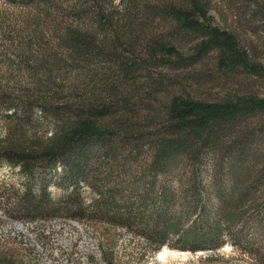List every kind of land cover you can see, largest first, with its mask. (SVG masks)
<instances>
[{"label":"trees","instance_id":"obj_1","mask_svg":"<svg viewBox=\"0 0 264 264\" xmlns=\"http://www.w3.org/2000/svg\"><path fill=\"white\" fill-rule=\"evenodd\" d=\"M0 2L31 29L0 24L13 219L110 225L152 251L264 243V0Z\"/></svg>","mask_w":264,"mask_h":264},{"label":"rangeland","instance_id":"obj_2","mask_svg":"<svg viewBox=\"0 0 264 264\" xmlns=\"http://www.w3.org/2000/svg\"><path fill=\"white\" fill-rule=\"evenodd\" d=\"M1 27L10 38L23 35L20 28L26 27L20 20L26 19L23 11L6 7L0 2ZM214 23L221 29L228 27L227 22L212 13ZM18 20V21H17ZM10 21L9 25L6 22ZM3 23V24H2ZM30 29V27H26ZM31 30V29H30ZM3 32L0 30V33ZM25 35V34H24ZM264 36V34H262ZM15 38V37H14ZM3 37L0 36V40ZM47 35L43 41L47 42ZM8 42V41H7ZM264 43V42H263ZM264 47V44H262ZM259 58L264 65V48L258 49ZM226 92V90H224ZM229 92V90L227 91ZM255 92L264 97V83ZM9 127L0 118V144L8 135ZM25 179L19 175V168L0 166V263L6 264H264V243L251 238V246L238 248L232 241L215 250L193 253L179 250L175 240L159 250L147 249L146 241L131 232L86 221L58 218L50 220H15L7 205L10 189ZM84 189L85 200L92 203L93 191ZM49 191L55 198L63 192L51 186ZM253 230L250 229V232ZM253 234V233H252ZM107 257V258H105Z\"/></svg>","mask_w":264,"mask_h":264}]
</instances>
